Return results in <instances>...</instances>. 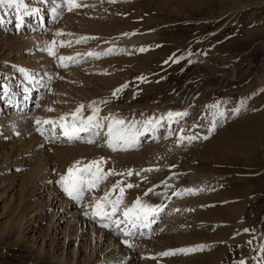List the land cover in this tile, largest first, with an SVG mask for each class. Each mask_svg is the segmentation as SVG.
I'll list each match as a JSON object with an SVG mask.
<instances>
[{"label": "rangeland", "instance_id": "374dc122", "mask_svg": "<svg viewBox=\"0 0 264 264\" xmlns=\"http://www.w3.org/2000/svg\"><path fill=\"white\" fill-rule=\"evenodd\" d=\"M84 1L71 11L66 7L57 47L65 56L75 50L98 55L79 71L68 66L60 73L59 117L71 122L83 105L80 116L87 118L96 107L105 125L100 132L116 118L142 134L124 151L100 147L103 135L93 136L96 130L83 142L56 146L29 126L0 121L1 157L16 143L24 151L34 148L30 166L14 171L24 196L27 182H41L67 198L59 183L67 169L76 161L83 167L103 160V172L124 175L107 176L80 201L95 205L122 181V187H138H125L113 219L123 220L137 198L162 209L152 234L122 244L111 264H264V0ZM169 113L184 115L179 126L146 143L152 124L144 131L145 121L162 118L164 126ZM1 194L0 264H57L59 242L48 241L40 253L35 248L48 222L33 233L36 196L22 204L19 193L13 201L11 193ZM118 195L119 188L109 199ZM170 251L176 254L162 255Z\"/></svg>", "mask_w": 264, "mask_h": 264}, {"label": "bare ground", "instance_id": "6f19581e", "mask_svg": "<svg viewBox=\"0 0 264 264\" xmlns=\"http://www.w3.org/2000/svg\"><path fill=\"white\" fill-rule=\"evenodd\" d=\"M24 4L31 14L25 15L24 9L18 11L15 7H0V121L8 122L14 128L22 130L24 125L29 126L31 130L35 129L39 135L46 137L49 145L65 146L83 142L91 132H82L80 140L69 141L59 125L54 127L43 121H59L61 110L57 104L56 82L64 68L70 66L74 70L82 69L85 61H92L95 57L81 50H75L74 53L65 56L64 51L58 49L57 32L60 30L58 25L67 7L65 0H24ZM38 43H42V46L37 45ZM49 48L55 51V56L49 55ZM61 56L71 57L72 60H65L62 65L59 59ZM164 115L166 116L162 114L161 117ZM183 116L166 119L164 126L160 123L162 118L156 119L150 126V133L146 136L145 142L152 143L167 136L174 127L179 126ZM37 120L41 123L37 124ZM162 131L164 136L159 137ZM106 133L107 130L96 135L97 137L103 135L100 139L97 138L98 144L112 150L107 146ZM138 143L139 141L135 145ZM20 144L16 143V147L14 145L15 148L5 153L4 157L0 155V190L3 197L11 193L9 195L11 201L19 193V203L22 204L36 196V204L35 202L30 204L33 208L30 214V223L34 225L33 233L40 231L42 224L48 220L47 230L45 229V233L40 236V244L35 247L37 252L44 250L50 241L51 246L59 243L62 246L61 252L54 258L57 264H111L110 262L119 257L122 244L140 238L146 239L152 234L151 227L158 223L162 209L136 227L127 222L117 226L113 221L124 219L115 217L108 220L99 216L93 218L94 205H90L89 201L84 199L79 202L68 198L69 196L64 198V195L46 183L39 182L34 185L27 182L24 188L28 189L29 194L24 196V190L21 189L22 179L20 181L15 172L30 166V157L33 156L31 151L34 148L24 151L23 145ZM127 149L128 147L123 146L120 148L121 151ZM9 174L11 177L5 178ZM21 228L20 224L15 233L20 235ZM126 232L129 234L125 235ZM34 238L35 240L37 238L35 234Z\"/></svg>", "mask_w": 264, "mask_h": 264}, {"label": "snow or ice", "instance_id": "6c2138e0", "mask_svg": "<svg viewBox=\"0 0 264 264\" xmlns=\"http://www.w3.org/2000/svg\"><path fill=\"white\" fill-rule=\"evenodd\" d=\"M68 6V10L71 11L73 8L81 7L82 5L77 3V0H65ZM15 7L18 11L24 9V14L29 15L31 14L24 4V0H0V7ZM59 35V33H58ZM86 38L82 37L80 40L76 41V43H80L81 41L85 40ZM61 46H65L63 43ZM67 46H71V42L69 41ZM143 51V49H141ZM49 55L55 56L56 53L53 49H48ZM89 56L98 55L94 53H88ZM62 62L65 60H72L71 57H63L59 58ZM176 62H179L178 60ZM123 87H127L124 85ZM122 89H117L116 92H120ZM113 95H116L114 92ZM106 103V102H105ZM83 105L78 107L75 112L71 114V122L66 123V117L62 116L59 118V121L55 120H46L43 121L45 124H52L54 127L59 125V127L63 131V135L69 141H78L81 139L80 133L82 132H92L96 130L93 134L99 135L100 130L104 128V124L101 123L100 118H98L99 109L96 107L92 108V115L88 116L87 118H83L80 116L81 110ZM51 111V109H49ZM179 115V114H176ZM173 113H169L168 117L171 118ZM41 121L37 120V124H40ZM152 124V120L145 121L144 131H147V125ZM139 131H137L134 124L128 125L125 123L123 119H116L113 118L110 123L107 125V146L112 149L113 151L117 150L118 147H129L135 145L138 142V136L141 135ZM196 137L190 136L187 137L189 141H192ZM181 140L185 139L183 136L180 137ZM207 139V137H204ZM86 142L94 143V140L89 139ZM103 160L97 161L93 160L90 161L88 164L81 167L82 162L76 161L71 167L67 169V174L62 175L60 178V186L63 191L73 200L80 201L83 197V194L86 190L91 191L97 189L99 184L106 180L107 176L109 175H124V173H115L113 171L103 172L102 165ZM145 171H150V169H146ZM128 176L133 175L131 171L127 173ZM138 175V173H137ZM122 181H118L116 184L113 185V188L110 192H106L102 198L96 200L95 205L93 206V218L99 216L101 219H108L111 220L113 216H115L116 212L118 211L120 205L123 203V197L125 193V187L132 188L138 187V185H133L131 183L127 184L126 186L122 187ZM119 188V195L113 200L109 199L112 192H115L116 189ZM153 191L149 189L148 192ZM191 191V190H189ZM148 192H145V195H148ZM175 195L179 196L180 193H175ZM110 206L111 211H106L105 209ZM159 211V209L153 207L152 205L142 202L141 199L137 198L133 205L129 208H126L123 211L124 221H113L114 223L119 226L122 222H127L131 224L133 227H136L138 224L144 223L148 220L150 216H153ZM107 227V224L104 225ZM247 231V229L245 230ZM129 233H125L128 235ZM131 247V245H129ZM204 246H199L198 248H186V249H179L181 253H190L197 250H202ZM175 252H165L162 255L169 256L175 255ZM243 264V261H241Z\"/></svg>", "mask_w": 264, "mask_h": 264}]
</instances>
